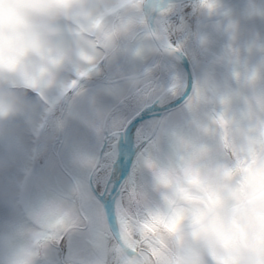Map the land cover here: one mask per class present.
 Segmentation results:
<instances>
[{
    "label": "clouds",
    "instance_id": "clouds-1",
    "mask_svg": "<svg viewBox=\"0 0 264 264\" xmlns=\"http://www.w3.org/2000/svg\"><path fill=\"white\" fill-rule=\"evenodd\" d=\"M213 33L190 87L158 79ZM129 105L163 115L113 187ZM70 124L87 136L66 146ZM58 150V172L34 169ZM0 171V264H264V0H0Z\"/></svg>",
    "mask_w": 264,
    "mask_h": 264
},
{
    "label": "rangeland",
    "instance_id": "rangeland-1",
    "mask_svg": "<svg viewBox=\"0 0 264 264\" xmlns=\"http://www.w3.org/2000/svg\"><path fill=\"white\" fill-rule=\"evenodd\" d=\"M189 23L194 27V21L189 20ZM187 56H188L190 62L194 65V61L192 59V57L194 56V44L189 43ZM149 62H151V60ZM161 63L163 65H166V68H161L156 73L158 79L161 82H165L167 80V77H168L170 72H175L182 79L184 78L183 77L184 69L181 65H178L177 63L173 62L170 59H165V60L162 59ZM197 67L200 68V71L207 68L206 66H203V65H200ZM218 71L221 72L219 66L215 65L213 67L215 79L217 82L223 83L224 80L218 74ZM135 111H136L135 108L132 105H129L128 108H126L124 110V114L129 118ZM170 111H172L174 113L175 119L180 120L182 118V114L179 112V110L177 108H174ZM159 118H160V116H159ZM144 119L135 123L137 125L131 131V134L133 136H135L137 130L140 129V126H141ZM87 159L91 160L92 158L88 157ZM130 164H131V160L129 163V169H130ZM16 192H17V190H16V185H15L14 179H13V175L9 172L0 171V217H6V216L10 215V213L12 211L11 205H12V202L14 201V199L16 197Z\"/></svg>",
    "mask_w": 264,
    "mask_h": 264
},
{
    "label": "snow or ice",
    "instance_id": "snow-or-ice-1",
    "mask_svg": "<svg viewBox=\"0 0 264 264\" xmlns=\"http://www.w3.org/2000/svg\"><path fill=\"white\" fill-rule=\"evenodd\" d=\"M65 136H66V146H67V142H71L75 139H79V138H83L87 136V133L80 128L77 125H68L66 128V132H65ZM124 150H125V145L120 143L119 144V152H118V159L117 162L114 164V171L112 172V183H113V187H115V185L119 184L121 182V176H122V172H121V163L123 161V155H124ZM103 145H101L98 149H97V154H96V160L98 162H103L104 156H103ZM63 155V153L61 151H57L56 153V157H52L50 159H46L44 161H36L33 165L34 169L37 171H41V172H58L59 170V160L57 159L58 157H61ZM54 161V162H53ZM100 189L97 187L94 189V191L98 192ZM102 207L104 208V205H102ZM105 213V221H108L107 218V214L104 210Z\"/></svg>",
    "mask_w": 264,
    "mask_h": 264
},
{
    "label": "water",
    "instance_id": "water-1",
    "mask_svg": "<svg viewBox=\"0 0 264 264\" xmlns=\"http://www.w3.org/2000/svg\"><path fill=\"white\" fill-rule=\"evenodd\" d=\"M180 60V63H181V66L183 67L184 69V72H185V75H186V84L190 87L191 86V83L192 81L194 80L195 78V72H194V68L190 62V60L188 59L187 55L183 56V57H179L178 58ZM176 108L175 105L171 106L169 111ZM150 115H163V110L162 109H154V110H151V111H143V112H140V113H136L134 112L130 117H129V124H128V127H127V130H126V133L128 135V132L130 130V128L138 121L150 116ZM122 144L125 145V149H126V140L122 142ZM133 156V153H130V154H126L125 153V150H124V155H123V160L125 161V165L123 166L121 172H122V176H121V179H123L125 176L128 175V172H129V163H130V160ZM102 203L104 205V210L107 214V218H108V221L111 222L112 220V210H113V200H112V197L111 196H108L107 199H104L102 200Z\"/></svg>",
    "mask_w": 264,
    "mask_h": 264
},
{
    "label": "flooded vegetation",
    "instance_id": "flooded-vegetation-1",
    "mask_svg": "<svg viewBox=\"0 0 264 264\" xmlns=\"http://www.w3.org/2000/svg\"><path fill=\"white\" fill-rule=\"evenodd\" d=\"M231 3L235 4L237 3V0H230ZM195 26V25H194ZM224 45V38L218 34L213 33L212 34V42L209 45V50L206 54H200L199 50L194 45V56L197 57L199 64L194 63L193 68L195 72V78L200 74V68L197 66L203 65L206 67H210L209 61L212 59L213 56L219 54L223 48ZM219 66L220 71H218V74L223 78L225 81L228 79V69L223 64H217ZM197 73V74H196Z\"/></svg>",
    "mask_w": 264,
    "mask_h": 264
},
{
    "label": "bare ground",
    "instance_id": "bare-ground-1",
    "mask_svg": "<svg viewBox=\"0 0 264 264\" xmlns=\"http://www.w3.org/2000/svg\"><path fill=\"white\" fill-rule=\"evenodd\" d=\"M165 59H168V58H164L163 60H165ZM172 61L175 62V63H177L178 65H181L180 60L178 58H176L175 60H172ZM183 77H184L183 80L186 82V76H185L184 71H183ZM157 119H159V115H150V116L146 117L143 120L140 128H144L145 130H148L149 125L152 123V121L153 120H157ZM136 125L137 124H134L130 128V130L128 132V135H127V138H126V149H125V153L126 154L134 153V148H133V139H134V136L131 134V131H132V129H134V127H136ZM124 165H125V161L123 160L122 163H121V165H120L121 170H122V168H123ZM107 197L108 196H105L104 199H107ZM112 215H113V210H112Z\"/></svg>",
    "mask_w": 264,
    "mask_h": 264
}]
</instances>
